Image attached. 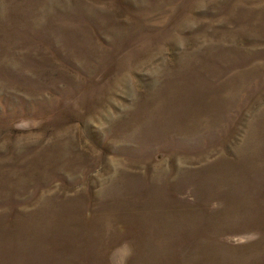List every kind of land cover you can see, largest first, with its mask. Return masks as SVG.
<instances>
[{"label": "rangeland", "instance_id": "1", "mask_svg": "<svg viewBox=\"0 0 264 264\" xmlns=\"http://www.w3.org/2000/svg\"><path fill=\"white\" fill-rule=\"evenodd\" d=\"M0 264H264V0H0Z\"/></svg>", "mask_w": 264, "mask_h": 264}]
</instances>
